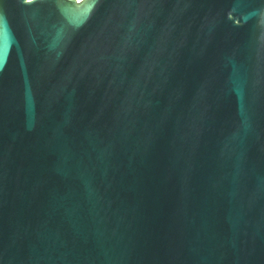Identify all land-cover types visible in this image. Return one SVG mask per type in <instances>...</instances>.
Masks as SVG:
<instances>
[{
  "label": "water",
  "instance_id": "obj_1",
  "mask_svg": "<svg viewBox=\"0 0 264 264\" xmlns=\"http://www.w3.org/2000/svg\"><path fill=\"white\" fill-rule=\"evenodd\" d=\"M0 264H264V0H0Z\"/></svg>",
  "mask_w": 264,
  "mask_h": 264
}]
</instances>
